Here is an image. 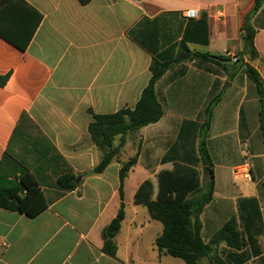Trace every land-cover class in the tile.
Masks as SVG:
<instances>
[{
  "label": "crops",
  "instance_id": "obj_1",
  "mask_svg": "<svg viewBox=\"0 0 264 264\" xmlns=\"http://www.w3.org/2000/svg\"><path fill=\"white\" fill-rule=\"evenodd\" d=\"M256 4L0 0L3 32L24 43L38 25L26 50L0 36V76L10 74L0 87V166L14 181L24 165L48 204L36 216L0 209V264H186L159 253L155 242L163 225L151 219L145 203L160 193L159 173L178 167L162 160L172 153L177 161L196 162L202 143L215 180L213 198L200 215L201 236L212 244L202 264H264V0L257 12ZM187 10L198 17L184 18ZM247 21L255 31L252 49L243 41ZM184 52L191 58L176 64ZM226 53L239 63L230 68L211 58L231 60ZM155 60L171 64L155 85L162 119L127 134L121 153L95 173L104 153L91 139L90 124L96 115L133 109ZM247 66L258 72L263 95ZM135 156L137 164L121 182L123 163ZM248 156L245 178L236 170ZM209 173L195 165L197 184L188 194ZM64 174L75 176L77 188L60 191L56 182ZM122 207L113 257L103 246ZM232 219L240 246L212 243Z\"/></svg>",
  "mask_w": 264,
  "mask_h": 264
},
{
  "label": "trees",
  "instance_id": "obj_2",
  "mask_svg": "<svg viewBox=\"0 0 264 264\" xmlns=\"http://www.w3.org/2000/svg\"><path fill=\"white\" fill-rule=\"evenodd\" d=\"M90 1L79 0L82 5H86ZM262 1L257 0L255 12L260 9ZM39 17L41 18V15ZM37 26L36 24L24 43H20L16 38H13L2 30H0V36L19 49L26 50ZM243 30L245 48L252 49L255 31L253 30L252 32L250 30L248 21L245 23ZM185 49L188 50L187 47ZM194 56L209 59V56L205 54L194 53ZM253 56H256L254 50ZM170 65V63L153 61L150 67L151 79L133 109L126 108L112 114L95 116V121L89 126V134L92 141L104 153L101 162L94 170L95 173H102L114 158L121 153L127 134L156 124L162 119L164 110L157 98L155 85ZM247 74L263 95V83L258 72L251 66H247ZM9 77L10 74L0 76V87H4L7 84ZM211 111L212 106L207 112L209 118L206 126L204 125L205 128H208L210 124ZM261 129L264 136V115L261 117ZM117 136H121L122 139L117 146H114V140ZM199 153L200 155L196 158V162L192 163L177 161L178 159L173 157L172 153L166 156L162 160L163 163L178 162V167L171 173L166 172L165 174L162 172L159 175L160 193L157 199H152L151 195V198L145 203L151 219L159 221L163 225V232L155 242L159 253L179 258L186 264H202L203 260L212 253V244L206 243L201 236L202 224L200 222V215L213 198L215 190V180L212 170L213 163L204 143H202ZM198 163H202L204 167L210 168V173L204 178L201 187L195 188L188 194L189 190L197 184L195 165ZM136 164V156L123 163L120 170L121 182H123L129 170ZM11 176L10 173L5 172L1 164L0 209L36 216L47 208L48 204L39 189V184L24 165H21L20 174L14 178V181H10L9 177ZM56 185L62 193L77 188L75 176L72 174L61 175L57 179ZM19 194L23 195L20 196ZM124 216L122 207L117 217L110 223L107 229V239L103 250L113 257L117 254L115 237L120 231ZM222 241H226L236 248L240 246L234 219L227 222L215 234L212 243L216 244Z\"/></svg>",
  "mask_w": 264,
  "mask_h": 264
},
{
  "label": "built area",
  "instance_id": "obj_3",
  "mask_svg": "<svg viewBox=\"0 0 264 264\" xmlns=\"http://www.w3.org/2000/svg\"><path fill=\"white\" fill-rule=\"evenodd\" d=\"M199 15L198 11L195 10H187L184 12L183 17L186 19H194L197 18ZM225 57H230L233 63H238L239 59L237 55L232 53H226ZM237 175L244 176L245 178L249 177L250 174V167L248 162L246 161L242 166H240L236 170Z\"/></svg>",
  "mask_w": 264,
  "mask_h": 264
},
{
  "label": "water",
  "instance_id": "obj_4",
  "mask_svg": "<svg viewBox=\"0 0 264 264\" xmlns=\"http://www.w3.org/2000/svg\"><path fill=\"white\" fill-rule=\"evenodd\" d=\"M189 58H191V53H189V52H184V53H182V54L178 57V59L175 61V63H176V64H177V63H180V62H182V61L188 60ZM211 58L214 59V60H218V61H220L221 63L225 64L227 67H230V68L234 67L233 62H232V60H230V59L222 58V57H220V56H212ZM206 170L209 171L210 168H206ZM78 180H79V179H78ZM76 181H77V180H76Z\"/></svg>",
  "mask_w": 264,
  "mask_h": 264
},
{
  "label": "rangeland",
  "instance_id": "obj_5",
  "mask_svg": "<svg viewBox=\"0 0 264 264\" xmlns=\"http://www.w3.org/2000/svg\"><path fill=\"white\" fill-rule=\"evenodd\" d=\"M139 131H140V130H136V131L131 132V133L139 134ZM135 144H136V143H135ZM129 154H130V150H127V151L125 152V154H124V158L127 159L128 157H130L131 155H129ZM247 160H248L249 162L251 161L250 156L247 157L246 161H247ZM136 171L138 172V170H136ZM161 174H162V172L159 173V175H161ZM158 188H159V187H158ZM145 211H146V210H145Z\"/></svg>",
  "mask_w": 264,
  "mask_h": 264
}]
</instances>
